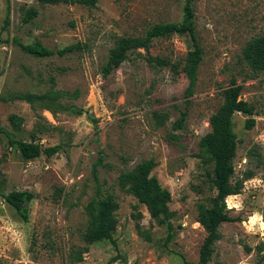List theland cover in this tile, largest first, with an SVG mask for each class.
Listing matches in <instances>:
<instances>
[{"label":"rangeland","instance_id":"374dc122","mask_svg":"<svg viewBox=\"0 0 264 264\" xmlns=\"http://www.w3.org/2000/svg\"><path fill=\"white\" fill-rule=\"evenodd\" d=\"M185 0H98L94 8L79 4H45L42 0H0V127L43 147L62 145L53 157L26 161L0 133V264H199L206 232L198 223L200 207L216 196L213 162L200 147L211 131L210 117L223 103V91L235 80L242 98L256 108V125L246 129L236 114L238 149L233 183L242 193L228 197L230 215L240 220L220 227L209 264H264V73L255 74L242 52L264 34V0H196L197 33L204 52L193 95L183 60L192 49L188 36L153 42L150 53L132 52L104 77L110 50L120 37H142L157 23H179ZM28 8L39 15L23 22ZM9 24H6V21ZM18 41V42H17ZM39 42L52 50L80 43L81 52L36 58L20 45ZM151 57L169 65L152 67ZM52 78L55 81H52ZM62 93L54 102L34 105L13 98L27 92ZM182 112V130L173 128ZM11 115L23 119L16 132ZM97 180L93 170L99 159ZM155 160L151 173L169 190L174 213L168 224L120 182L140 164ZM29 191L28 221L2 194ZM113 195L116 229L110 242L87 245V206ZM141 214L140 219L134 215ZM89 251L72 263V251Z\"/></svg>","mask_w":264,"mask_h":264},{"label":"trees","instance_id":"16d2710c","mask_svg":"<svg viewBox=\"0 0 264 264\" xmlns=\"http://www.w3.org/2000/svg\"><path fill=\"white\" fill-rule=\"evenodd\" d=\"M45 4H79L86 7L94 8L98 0H42ZM196 0H185L183 7V19L179 23H157L147 30L142 37H120L117 39L115 46L110 50L108 60L102 69L104 77H108L115 70L119 69L122 64L129 59V54L144 50L150 53L152 44L157 39H168L173 35L188 36L192 49L187 53L183 60L182 71L189 80V86L186 90L185 97L193 95L197 83L198 69L203 61L204 52L197 33L196 17L194 3ZM39 15L36 8H28L23 20L25 24H32L34 19ZM9 24V21H6ZM18 42V41H17ZM21 49L28 55L36 58H46L54 55L60 57L67 56L75 52L83 51L82 44L77 43L67 46L63 49L52 50L36 42L32 44H23L19 42ZM243 61L246 62L251 71L255 74L264 73V34L256 36L245 45L242 52ZM149 64L152 67H165L169 65L168 61L163 58L151 57ZM54 82L55 79L52 78ZM242 87L235 80L223 91V103L219 109L210 117L211 131L200 140V147L205 151L213 162V173L211 181L216 189V196L212 198L210 207L201 206L198 223L206 232L205 240L200 249L199 264H209L215 252V244L222 238L220 227L225 223L240 220L230 215L227 209L226 200L228 197L237 196L242 193L244 183L254 177V173L249 171L244 180L233 183L236 174L234 160L237 156L238 142L234 131L233 119L236 114H243L249 117L246 120V129L251 130L256 125V108L242 98ZM62 93L47 92L42 95L34 93H24L15 95L14 99L26 101L32 105L37 102H54ZM187 119V112H182L181 117L173 126L175 130H182ZM9 120L16 132H21L23 119L17 115H11ZM43 130L38 125L36 132H33L31 138L33 141H26L18 138L15 133H11L0 127V133L4 134L10 146L16 148L20 155L26 161H32L42 156L48 158L60 153L62 145L43 147L36 143V133ZM103 159L93 170L97 180L98 167L102 164ZM157 166L155 160H149L140 164L132 173L122 174L120 182L124 185H130L129 191L143 204L150 216L162 223L168 224L169 230L172 229L170 222L173 212L170 209L172 195L169 190L163 189L156 177L151 176L152 171ZM5 201L13 207L19 216L28 221L30 213V203L35 198L34 194L29 191H13L8 194H2ZM118 204L113 195L106 199L92 201L87 206V212L90 218L89 226L84 235V241L87 245H94L99 242H110L117 248V242L114 239L116 229V219L114 212ZM136 219L141 218V214L134 215ZM89 251V247L84 250L72 251L68 255V261L79 263L83 261V255ZM263 258L258 261L262 264Z\"/></svg>","mask_w":264,"mask_h":264}]
</instances>
